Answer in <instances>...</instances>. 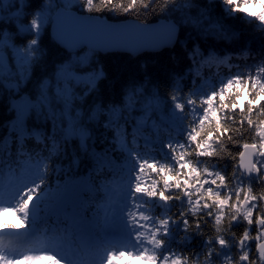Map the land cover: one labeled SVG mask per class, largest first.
Wrapping results in <instances>:
<instances>
[{
	"label": "snow or ice",
	"instance_id": "obj_1",
	"mask_svg": "<svg viewBox=\"0 0 264 264\" xmlns=\"http://www.w3.org/2000/svg\"><path fill=\"white\" fill-rule=\"evenodd\" d=\"M0 105V264H264V0H0Z\"/></svg>",
	"mask_w": 264,
	"mask_h": 264
},
{
	"label": "trees",
	"instance_id": "obj_2",
	"mask_svg": "<svg viewBox=\"0 0 264 264\" xmlns=\"http://www.w3.org/2000/svg\"><path fill=\"white\" fill-rule=\"evenodd\" d=\"M33 2H35V0H33ZM216 13L217 14H222L224 9L222 6H217L216 8ZM234 23H236L237 25H239L240 27H244L243 24V20L241 19L240 15H237L236 20L234 21ZM193 35H195V33H193ZM260 36L258 33H253L251 27L249 26L247 29H244L241 32V35L239 37V40L236 42V44L234 46H230V47H234V48H243L245 46H250L253 49H256L259 47L260 45ZM211 43V42H209ZM43 44L45 46H51L50 45V40L49 39H44L43 40ZM209 45L208 44H202L203 48H207ZM217 47H222V46H217ZM175 53L177 55L178 58L181 59V67H186L188 62L183 60V53L179 50V48L175 49ZM82 55H87V50H83L81 52ZM171 55V51L169 49H163L161 50L159 53H153V52H143L141 53L139 56H129V54L127 53H122V52H105V53H99V60L102 64H104L105 66H116L119 65L123 68L126 69L127 73L129 74H136L137 73V69L139 67V65L142 62H148L149 65L152 67V69L154 70V72L156 73V75L160 78H163L164 72L166 69H168L169 67H171L170 61H169V57ZM241 64L244 63L243 60L240 61ZM193 73H199L204 75L208 82H211L213 76L215 75V73L217 71H227V69H217L215 67L209 68L207 65H204L203 67H193L192 69ZM8 115L6 109L0 105V122H2L4 120V118ZM134 115H139V113H135ZM153 119L157 120L159 119L158 116L153 117ZM132 123H135V120H133ZM152 120H148L144 123L143 125V130L145 133H148L149 131L152 130ZM129 132L132 131V128L129 127ZM3 134V130L0 129V135ZM141 144H143V140H141ZM119 155V154H118ZM79 175L82 179L87 180L88 176H89V169L88 167L85 166H81ZM53 181H55V177L52 178ZM96 183H99V181L97 180ZM100 197H103V192L101 191L98 194ZM82 199L87 202L89 200H93V193L88 192V191H84L82 194ZM2 207V206H0ZM93 211H95L96 209L93 208ZM11 211V210H10ZM89 215H91V213H89ZM17 222V221H16ZM16 222H3L4 224H13ZM254 234V233H253ZM35 247H40L41 245L39 244H35Z\"/></svg>",
	"mask_w": 264,
	"mask_h": 264
},
{
	"label": "rangeland",
	"instance_id": "obj_3",
	"mask_svg": "<svg viewBox=\"0 0 264 264\" xmlns=\"http://www.w3.org/2000/svg\"><path fill=\"white\" fill-rule=\"evenodd\" d=\"M253 11L259 12L261 10L260 5H256L252 8ZM18 220V216L13 211H2L0 212V222H16ZM125 261H128V264H148L146 261H140V260H131V258L125 257L124 260L118 261L117 264H125ZM32 264H53V261L45 258L40 259L37 261H33Z\"/></svg>",
	"mask_w": 264,
	"mask_h": 264
},
{
	"label": "water",
	"instance_id": "obj_4",
	"mask_svg": "<svg viewBox=\"0 0 264 264\" xmlns=\"http://www.w3.org/2000/svg\"><path fill=\"white\" fill-rule=\"evenodd\" d=\"M100 39L102 40H106V39H110L109 37H100ZM105 52H122V53H127L125 51H122V50H108V51H103V52H100V53H105ZM143 53V52H142ZM128 54V53H127Z\"/></svg>",
	"mask_w": 264,
	"mask_h": 264
}]
</instances>
